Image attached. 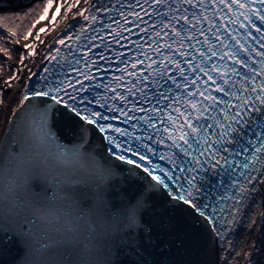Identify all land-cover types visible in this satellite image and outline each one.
<instances>
[{
    "label": "snow or ice",
    "instance_id": "1",
    "mask_svg": "<svg viewBox=\"0 0 264 264\" xmlns=\"http://www.w3.org/2000/svg\"><path fill=\"white\" fill-rule=\"evenodd\" d=\"M84 2L89 7L76 14L91 20L97 34L75 50L67 41L80 42L79 34L55 41L67 46V53L60 57L61 49L55 48V54L43 58L55 63L43 67L38 87L26 86L18 108L27 101V111L24 116L13 113L20 121L15 134L0 144V245L19 238L27 249L25 264H114L117 252L127 264H148L145 257L163 247L144 218L151 197L141 194L132 204L111 203L106 193L113 166L84 153L83 143L69 148L57 141L49 122L62 108L61 117L85 143L90 132L97 133L107 160L130 166L128 178L143 176L149 188L204 219L227 251L232 247L230 227L264 189V0H135L127 4V15L117 9L123 24L109 16L116 29L102 23V14L116 4L123 8L121 0ZM65 3L70 13L81 0H60L53 23ZM53 5L54 0H46L25 41L33 35L40 40V33L47 32L45 27L35 34L32 29L48 19ZM136 7L156 19L149 23ZM128 25L144 34L131 41L137 49L132 56L112 47H124V33H132ZM85 31L81 26L80 32ZM23 47L33 49L28 56L36 55L34 45ZM108 51L119 65L114 69L119 75L110 80L102 75L112 64ZM25 59L21 53L20 63ZM15 79L5 83L10 86ZM33 99L39 103L32 104ZM252 125L259 129L251 133L254 140L247 132ZM161 145L166 152L159 151ZM209 173L227 175L230 181L225 186L219 180L214 187L223 192L211 200L203 188ZM249 223L255 220L249 217ZM248 255L245 264H255Z\"/></svg>",
    "mask_w": 264,
    "mask_h": 264
},
{
    "label": "water",
    "instance_id": "2",
    "mask_svg": "<svg viewBox=\"0 0 264 264\" xmlns=\"http://www.w3.org/2000/svg\"><path fill=\"white\" fill-rule=\"evenodd\" d=\"M42 0H0V13L20 12L28 9L35 2ZM57 1V0H56ZM10 2H18L14 6ZM32 82L27 86L30 88ZM25 88L20 97L23 96ZM25 105L18 108V103L8 116L7 123L3 131L0 132V144L10 142L15 134V126L19 119L13 116L14 112H19L24 116L28 107ZM32 104H38L39 101L33 99ZM42 106V105H41ZM62 108L56 111L50 119L49 126L57 141L66 147H73L82 144L83 152L95 156L102 165L113 166L115 175L107 183L108 191L106 193L111 203L120 206L122 204H132L136 202L141 194L148 200V211L144 217L149 220L154 227V237L162 242L163 247L158 249L152 256H146L148 264L154 261L161 264H224L226 257H229L228 264H239L240 262V236L241 220L230 227L232 247L225 251L221 242L215 237L212 230L205 223L200 222L199 217L189 212L181 205H176L168 200L159 190H153L148 187V181L143 176L137 178H128L126 171L129 167L123 164L117 166L114 160H107L103 154V144L100 137L95 132H90L87 142L81 138L82 134L68 125L65 119L61 117ZM59 115V118H58ZM36 131H39L40 117L35 116ZM119 210V207L113 211ZM27 249L19 238H13V241L6 245H0V264H25ZM164 252V256L159 253ZM114 264H127L125 258L117 252L112 257Z\"/></svg>",
    "mask_w": 264,
    "mask_h": 264
},
{
    "label": "rangeland",
    "instance_id": "3",
    "mask_svg": "<svg viewBox=\"0 0 264 264\" xmlns=\"http://www.w3.org/2000/svg\"><path fill=\"white\" fill-rule=\"evenodd\" d=\"M18 1L20 2L22 0H18ZM42 1H46V0H42ZM57 1H58V5H59L60 0H57ZM37 2H41V1H37ZM54 2H56V0H54ZM69 2H71V0H69ZM10 3H12V5L16 6L17 5L16 3H18V2H10ZM67 7H68V4L65 3L64 7L61 8V13H60V15L57 16L55 23H53L51 21L50 24H48V26L46 27L47 32L40 33V40L34 39L32 42H30V44L34 45V50L36 52V55L35 56H28V53L30 51H32L33 49L23 48L22 53L25 55L26 59L24 60L23 64H21L19 60L16 61V64H15L16 68L15 69L17 70V79H15L14 83L8 87V92H7L6 96L4 95L1 98L4 101V103L0 104V132H1V129L4 125V123H5V117H6L7 113H10L13 110V108H15V106L18 103V99L20 97V93H19L20 89H19L17 92L18 94H16L13 97L15 99L14 104L8 105V100L11 96V94L10 95L8 94V93H10L9 91L15 90L17 88V84H19L24 73L27 71H28V74L26 75V77H24V79L26 80V82H28V83L30 82V77L33 78V76H31V74L33 72L36 73L37 70L40 68V66H42L45 63V60L43 58L48 56L49 54H52L53 50L58 46V44L55 43V41L57 40V38L55 36L56 33L59 32L60 30H62L66 24H68V23L72 22L73 20H75L76 18L80 17L76 14L77 11L81 10V9L88 8L89 4L85 3L84 0H81V4L78 5L76 8H73L72 12H70V13L67 12ZM11 13H18V12H11ZM79 27H81V26H79ZM19 40H21V39H19ZM19 40L9 42L8 47H9L10 51L12 52L11 56H9V55L4 56L5 53L3 52L2 49H0V59L3 60V62L5 64L4 70H6L7 64L10 61V59L15 57V50L13 48V45L16 42H18ZM41 41H43V43H41ZM0 75H1V73H0ZM4 83H3V85H4ZM3 85H1L0 87H2ZM263 212H264V208H263ZM254 232L256 233L255 234L256 235V243H255V246L251 252V259L255 262L256 258L258 260L259 258L264 256V248H263L264 247V217H261V215L258 218V221L256 222V224L254 226Z\"/></svg>",
    "mask_w": 264,
    "mask_h": 264
},
{
    "label": "bare ground",
    "instance_id": "4",
    "mask_svg": "<svg viewBox=\"0 0 264 264\" xmlns=\"http://www.w3.org/2000/svg\"><path fill=\"white\" fill-rule=\"evenodd\" d=\"M58 6V1L54 2L53 8L50 9L48 14V19L41 21L39 24H36V27L32 29L33 33L35 34L39 28L41 27H47L48 24L51 22V15L52 12L55 10V7ZM88 15H91V13H88ZM87 21H85L82 17H78L72 22L66 24L62 30L56 33V38H66V36L73 34L76 32L79 28V26H83ZM78 26V27H77ZM78 28V29H77ZM66 34V35H65ZM35 39V35L32 37H29L27 41L24 39L19 40L13 45V48L15 50V57L11 58L10 61L7 64L6 70L1 73L0 75V86L3 85L4 82L9 81V78L11 76L17 77V70L15 69L16 61L19 60V56L22 53L23 46L27 43L32 42ZM59 45V44H58ZM28 74V71L24 73L22 79L20 80L19 84H17V88L15 90L9 91V95L11 94L8 105H13L15 102V99L13 98L16 94H18V90L20 89L19 93L26 88L30 83L26 82L24 77ZM10 76V77H9ZM32 78V77H31ZM31 80V79H30ZM15 80L10 81V86L14 83ZM8 83H4L2 87H0V99L8 92ZM13 102V103H12ZM2 125V124H1ZM4 126V125H3ZM5 127V126H4ZM2 127V131L4 129ZM259 188V185H257ZM264 208V189L260 190L258 194L254 196V198L250 201V206L246 208L245 215L241 219V236H240V253H246L243 257L240 256V262L239 264H245V261L249 259V255L251 254L253 250V246H255L256 243V233L254 232V226L256 222L258 221V218L260 217V213L263 212ZM249 217H251L253 220H255L254 224L249 223Z\"/></svg>",
    "mask_w": 264,
    "mask_h": 264
},
{
    "label": "trees",
    "instance_id": "5",
    "mask_svg": "<svg viewBox=\"0 0 264 264\" xmlns=\"http://www.w3.org/2000/svg\"><path fill=\"white\" fill-rule=\"evenodd\" d=\"M45 3L46 1L36 2L28 9L18 13H0V49L5 53L4 56L12 55L8 47L9 42L23 39L32 24L43 13ZM4 65L3 60L0 59V73L5 71ZM255 264H264V256L258 260L256 258Z\"/></svg>",
    "mask_w": 264,
    "mask_h": 264
}]
</instances>
